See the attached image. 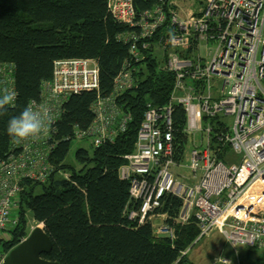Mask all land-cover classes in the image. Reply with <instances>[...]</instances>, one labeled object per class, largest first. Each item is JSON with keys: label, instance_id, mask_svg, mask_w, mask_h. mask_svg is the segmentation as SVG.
Masks as SVG:
<instances>
[{"label": "built area", "instance_id": "2783aa9c", "mask_svg": "<svg viewBox=\"0 0 264 264\" xmlns=\"http://www.w3.org/2000/svg\"><path fill=\"white\" fill-rule=\"evenodd\" d=\"M106 2L114 19L135 30L119 34L128 44V57L111 94L98 95L92 103L91 124L75 127L73 139L91 138L97 147L126 131L132 115L117 97L137 86V64L157 33L155 45L165 54L160 66L174 74V86L165 105L147 103L135 148L123 156L118 169L119 177L130 183L136 205L128 209V217L138 223L161 219L153 222L155 234L174 239V228L165 223L167 213H156L162 197L171 194L182 201L176 222L186 224L193 218L199 229L182 255L213 231L222 234L235 252L240 246L264 251V0H197L196 8L184 16L173 0H158L140 14L134 0ZM201 45L207 49L204 58ZM4 89L16 93L15 64L0 58V93ZM92 90H99L95 59L54 61L51 79L42 83L39 98L28 104L47 112L46 131L36 138L15 139L21 149L0 159V237L17 225L21 179L46 181L50 175L48 156L55 145L51 138L64 102L72 94ZM176 104L186 112V134L200 136L189 155L188 139L180 162L174 159L173 146ZM225 117H231L230 125ZM225 149L228 153L222 158ZM231 153L240 156L239 162L229 164ZM184 165L196 181L176 173L175 166ZM5 256L0 252V264ZM213 264H231V259L219 256Z\"/></svg>", "mask_w": 264, "mask_h": 264}, {"label": "trees", "instance_id": "16d2710c", "mask_svg": "<svg viewBox=\"0 0 264 264\" xmlns=\"http://www.w3.org/2000/svg\"><path fill=\"white\" fill-rule=\"evenodd\" d=\"M157 4L158 0H134L137 14ZM128 30L135 29L113 18L106 0H0V58L15 64L17 93L14 104L0 115V159L21 149L7 133L8 121L39 98L42 83L52 77L55 60L93 58L99 66V90L72 94L64 102L51 138L55 145L48 156V179H21L18 222L7 229L10 240L0 238L4 251L28 235L29 211L52 241L45 257L60 264H197L181 253L199 236L193 218L186 224L176 222L181 199L165 194L156 210L167 213L165 223L176 229L177 238L156 235L151 219L143 223L129 219L127 211L136 205L131 201L130 183L118 174L123 156L135 148L147 103L165 105L173 90L174 74L160 66L150 48L137 64V86L117 97L132 115L126 131L112 143L77 149L79 169L66 162L74 128L86 129L94 117L92 103L113 90L128 57V44L118 36ZM158 36L150 40L152 46ZM172 117L174 159L180 162L188 143L186 112L180 104L174 106ZM226 149L220 157L228 153ZM247 253L236 264H264V257L252 259Z\"/></svg>", "mask_w": 264, "mask_h": 264}, {"label": "rangeland", "instance_id": "374dc122", "mask_svg": "<svg viewBox=\"0 0 264 264\" xmlns=\"http://www.w3.org/2000/svg\"><path fill=\"white\" fill-rule=\"evenodd\" d=\"M174 3L178 5V8L182 11L187 9L190 4H194L197 2V0H173ZM150 49L153 53L156 54L160 62H163V59L165 58L164 51L162 48L158 45V43L154 46H150ZM207 49L201 45L199 49L200 55L204 58L206 55ZM225 121L228 125H230V122L232 121L231 117H225ZM188 139L190 140V144L187 146L186 150L190 152V147L194 145L195 139L199 140L200 136L199 133H196L195 135L189 134ZM92 139L91 138H84V139H73L71 142L70 151L66 157V162L69 164H72L75 169L80 168V164L75 159V152L79 148H85V149H91ZM188 155L185 157L184 164L188 165ZM240 156L238 154L231 153L229 154V164L230 162L237 163L239 162ZM175 171L179 175L183 176L185 180L191 182L196 181L198 178H193L190 174V171L188 170L187 166H175ZM153 221H157L159 219L152 218ZM160 222V220H159ZM159 224V223H158ZM38 224H35L33 222V216L31 212H26V226L29 228V232L32 227H35ZM40 227H42V224H39ZM174 239L177 238L176 229L174 228ZM29 234V233H28ZM2 236L0 238H4L6 241L10 240L9 238V231L4 230L2 231ZM7 249V248H6ZM7 252V251H4ZM247 252H249L252 256V259H256L259 256L264 257V251L259 249H249V247L240 246L237 248V252H235L232 247L225 242V239L223 238L222 234H220L217 231H213L210 235L202 237L199 242L190 250L189 257L191 260H193L197 264H213V261L216 257L223 256L228 257L231 259V264L241 263V261L247 256Z\"/></svg>", "mask_w": 264, "mask_h": 264}, {"label": "clouds", "instance_id": "9594fccd", "mask_svg": "<svg viewBox=\"0 0 264 264\" xmlns=\"http://www.w3.org/2000/svg\"><path fill=\"white\" fill-rule=\"evenodd\" d=\"M15 98L16 93L14 91L4 89L0 93V115L6 111V106L14 102ZM47 120L48 114L46 111L33 109V107L28 106L25 107L20 115L14 116L8 121L7 133L10 137L16 139L17 142L36 138L46 131Z\"/></svg>", "mask_w": 264, "mask_h": 264}, {"label": "water", "instance_id": "95a60500", "mask_svg": "<svg viewBox=\"0 0 264 264\" xmlns=\"http://www.w3.org/2000/svg\"><path fill=\"white\" fill-rule=\"evenodd\" d=\"M51 249L50 237L38 224L6 253L3 264H60L45 257Z\"/></svg>", "mask_w": 264, "mask_h": 264}, {"label": "crops", "instance_id": "0c3cea01", "mask_svg": "<svg viewBox=\"0 0 264 264\" xmlns=\"http://www.w3.org/2000/svg\"><path fill=\"white\" fill-rule=\"evenodd\" d=\"M195 4H196V3H194V4H190L189 7H188L187 9H185L184 11L181 12V15L184 16L185 13H187V12L190 11L191 9L194 10V9L196 8V5H195ZM189 9H190V10H189ZM160 220H161V219H160ZM0 252H2V253H6V252H4L2 246H0Z\"/></svg>", "mask_w": 264, "mask_h": 264}]
</instances>
